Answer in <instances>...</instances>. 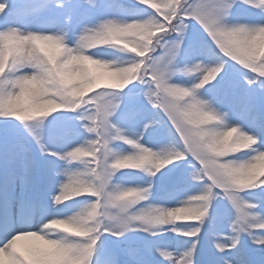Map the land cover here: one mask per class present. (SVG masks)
Instances as JSON below:
<instances>
[{"label":"snow or ice","instance_id":"snow-or-ice-1","mask_svg":"<svg viewBox=\"0 0 264 264\" xmlns=\"http://www.w3.org/2000/svg\"><path fill=\"white\" fill-rule=\"evenodd\" d=\"M0 264H264V0H0Z\"/></svg>","mask_w":264,"mask_h":264}]
</instances>
